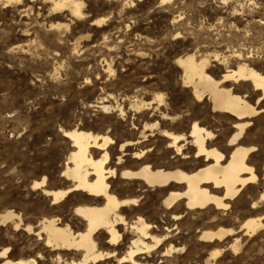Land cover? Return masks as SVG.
I'll return each mask as SVG.
<instances>
[{
    "label": "rangeland",
    "instance_id": "obj_1",
    "mask_svg": "<svg viewBox=\"0 0 264 264\" xmlns=\"http://www.w3.org/2000/svg\"><path fill=\"white\" fill-rule=\"evenodd\" d=\"M80 1L81 17L55 10L52 0L0 1V215L11 211L21 219L17 228L12 222H0V251L8 248L12 261L69 264V257L57 262V252L25 229L30 225L36 232L44 216L64 220L73 228L81 223L74 209L81 204L82 193L73 192L52 204L42 191L70 186L64 171L72 166L68 159L72 147L65 131L78 129L112 138L113 166L118 144L137 139L145 123L158 121L159 128L187 137L197 122L213 133L212 147L227 157L224 144L232 132L227 115L213 110L207 94L194 97L176 59L187 54L197 61L207 58L206 72L215 80L235 69L239 57L264 73V0ZM236 87L255 105L259 93L247 84ZM156 94L163 96L159 111L141 114L131 107L134 101H152ZM101 103L112 108L103 110ZM255 107L261 112L250 120L244 145L255 146L250 162L261 178L264 99ZM163 112L174 120H163ZM147 132L152 134L146 143L152 161L201 164L190 139L183 142L184 155L170 150L164 160L159 159L166 141L156 129ZM43 178L45 183L34 187ZM263 185L260 181L244 189L227 210L177 212L181 218L176 221L159 212L160 200L147 189L137 193L139 211L158 230L169 220L171 244L177 252L164 264H264V227L249 234L240 230L249 218L264 223V207L251 208L253 201L261 202ZM220 227L233 233L213 243L198 241L201 231ZM121 234L124 240L118 250L123 252L131 235ZM215 250L219 256L212 258Z\"/></svg>",
    "mask_w": 264,
    "mask_h": 264
},
{
    "label": "bare ground",
    "instance_id": "obj_2",
    "mask_svg": "<svg viewBox=\"0 0 264 264\" xmlns=\"http://www.w3.org/2000/svg\"><path fill=\"white\" fill-rule=\"evenodd\" d=\"M52 6L55 10H68L75 17L83 15L80 0H52ZM195 58L193 54H187L177 58L176 64L182 69L185 85L192 88L194 97L200 99L207 94L213 110L227 115L232 128L231 135L226 138L224 144L225 149L229 151L227 157L212 147L213 133L197 122L191 125L187 137L159 128L158 121L145 123L137 139L118 144L119 154L113 166H110L112 154L110 149L116 143L112 138L78 129L65 131L64 137L70 140L72 147L68 158L72 166H67L64 171L70 186L65 190L56 191L43 187L42 191L51 198L52 204L60 202L73 192L82 193L81 204L74 209V214L81 223L73 228L64 220L44 216L40 218L39 229H36V232L30 225H26L25 228L28 232L35 233L45 248L57 252V262L62 257H69V264H107V261H113L114 264H155V256L158 255L160 259L158 264H164L177 252L175 246L171 244L172 229L169 220L165 221L164 227L160 230L158 226L147 222L139 211L138 192L143 193L151 189L153 195L160 200L159 212L170 214L172 220L176 221L181 218L177 212L227 210L229 202L237 199L244 189L260 181L264 184V165L261 178H258L250 162L251 154L256 151L255 146L244 145L251 125L250 120L261 112V108L258 110L255 105L264 99V73L250 67L252 65L249 66L239 57L241 61L235 69H228L220 79L215 80L206 72L209 62L207 58L199 61ZM240 83L249 85L253 93H259L255 105L246 100V95L240 96L237 93L236 86ZM162 102L163 96L156 94L152 101H134L131 107L139 113L146 110L156 112L159 111L158 106L160 107ZM101 108L110 110L112 106L101 103ZM119 110L123 112L121 108ZM162 117L163 120L171 122L174 120L168 112H163ZM154 129L167 144L159 159L170 150L177 156L184 155L183 142L190 139L192 147L195 148V158L199 162L202 160L201 164L152 161L151 150L146 143L152 136L147 131L151 130L153 133ZM45 180L43 178L42 181L35 182L34 187L42 186ZM114 181L118 185H115ZM124 193L132 196L121 197ZM260 201H253L251 208L264 207V185ZM261 220L246 219L240 230L244 231V234L253 233L264 227ZM0 222H12L17 228L21 219L16 213L8 211L0 215ZM122 231L131 235L123 252L118 250L124 240ZM232 233V229L224 227L203 230L198 235V241L205 244L213 243ZM236 243L237 241L233 248L236 247ZM219 253V250H215L211 257L216 258ZM0 258L3 260L0 264L35 263L32 259L17 261L8 259V248H2Z\"/></svg>",
    "mask_w": 264,
    "mask_h": 264
}]
</instances>
